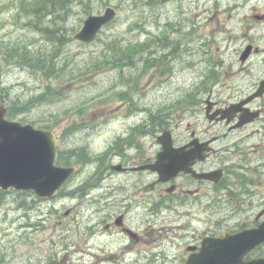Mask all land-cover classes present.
I'll return each instance as SVG.
<instances>
[{"label":"rangeland","instance_id":"rangeland-1","mask_svg":"<svg viewBox=\"0 0 264 264\" xmlns=\"http://www.w3.org/2000/svg\"><path fill=\"white\" fill-rule=\"evenodd\" d=\"M21 1L24 2L23 5L19 0H0V103L7 107L14 102L22 103L44 92L48 87L52 88L53 92L50 96L52 100L38 103L29 112L19 113L15 120L33 124L37 128H42L48 120L54 121L58 133L62 136V149L66 151L81 146L79 143L83 141L85 134L77 133L69 138L65 129L72 122L78 123L83 119L91 123L99 122L92 129V142L97 150L105 149L109 140H113L124 128L120 109L128 102L132 107L138 108H143L144 104L149 103L154 105V108L165 104L173 107L169 115L172 117L170 125L186 126L188 121L194 123L193 125H210L205 122L203 113L200 117H193L195 106L191 108L189 104L185 108L179 101H185L180 98L184 90L189 91L202 77L204 81L210 74V63L205 59L195 67H189L184 62V59L193 58L201 42L207 43L206 49L209 53L208 56L205 55L206 59L211 56L212 51L223 56L225 61L229 55L228 49H218V46H225L227 41L224 39L226 34L217 30L210 20L214 8L212 0H201L197 5L194 0H184L183 7L187 13L182 12L177 4L169 7L160 5L157 8L162 28H165L163 25L168 19L175 23L180 22L185 31L195 26L201 39L198 38L192 44L190 53L182 51L177 58L179 67L168 77L162 75L157 68L147 69L143 75L140 73L144 64L143 56L147 54L146 50L143 51V56L135 57V67L137 66L138 71L133 75L135 78L130 85L117 84L124 73L121 69L107 67L99 70L96 68V62L100 59L106 60L105 55L110 51H107L108 46L112 48L115 45L145 41L148 35H154L149 33L150 31L159 30L158 26L151 23L154 6L148 2L154 0H80L72 2L71 9L56 10L41 20L36 15H27L24 11L33 4V0ZM108 6L116 8L117 16L113 22L101 29L97 39L91 43L75 40L74 35L81 29L84 20L90 15L103 13ZM253 8L259 13H264V0L254 1L231 12V19L228 22L223 20L225 33L240 25L243 15L253 12ZM195 12L200 15L198 20L194 19ZM228 14L226 13L225 17ZM161 27L160 33H163ZM259 27L264 33V24ZM170 35L182 42L186 39ZM213 36L217 37L218 41L213 40ZM234 44L238 45L240 41L237 40ZM13 46L30 48L36 56L45 58L47 65L51 67L35 70L28 65L7 61L3 52L7 47ZM150 47L154 51L161 48L153 44ZM133 88L135 91H132ZM122 89H129L132 102L135 103L134 99H137V103L133 104L130 98L127 102L121 101L117 92ZM193 91L184 99L194 98L196 92L195 89ZM81 168L62 187V192L73 190L72 188H77L88 180L90 167L83 172ZM128 178L126 177L127 180ZM112 179L117 182L119 178L115 175ZM130 191L134 193L135 199L143 197L139 192L135 193V188ZM206 193L212 194L210 191ZM153 195L159 197L157 193ZM121 196L122 193L116 192L112 199ZM202 199L211 200L207 196H202ZM227 199L232 205H239L240 209L228 206L229 202H224L225 208H219L216 212L197 208L196 219L173 213L167 208L165 210L159 205H156L158 212H152L146 205L136 206L126 213L127 221L143 236L138 243L140 245H135L133 241L124 245L128 237H104L98 230V222L123 212L121 204L107 205L101 211L91 212L88 198L79 194L74 197L56 196L53 200L40 201L31 191L11 189L2 194L0 202V264H185L190 254L187 249L189 244L200 243L206 235H220L227 230L240 229L241 225L254 218L264 207L258 206L260 198H246L240 195L238 201ZM244 200L251 202L243 204ZM21 202L24 207L18 209ZM68 207L73 208L74 213L71 216L65 215ZM52 208H57V212L49 214ZM26 213L30 216H25ZM91 227H95L96 232L92 238H88ZM73 241L77 245L70 248L69 245ZM103 246L111 250L116 249L117 257L109 259V253L101 252ZM121 248L126 249L125 255L118 251ZM253 256H264V245L260 246Z\"/></svg>","mask_w":264,"mask_h":264},{"label":"flooded vegetation","instance_id":"flooded-vegetation-1","mask_svg":"<svg viewBox=\"0 0 264 264\" xmlns=\"http://www.w3.org/2000/svg\"><path fill=\"white\" fill-rule=\"evenodd\" d=\"M171 1L178 0H168ZM254 1L257 0H212L215 14L211 22L217 30L226 34L227 44L222 48L228 49L229 55L226 61L223 56L216 60L210 87L206 88L207 85L202 84L196 91L197 104L193 117H200L203 113L205 122L210 125H193L188 121L186 126L167 123L164 127H156L152 114H144L142 125H136L133 123L137 118L127 111L129 104H124L121 108L126 110L123 117H127V125H124V130L118 134L115 142L110 140L103 151H96L90 137L83 155H75L70 150V155L78 160L99 154L95 159L100 164L101 160L104 162L100 171L88 179L95 184L84 195L90 202L91 212L101 211L111 204H121V208L127 209L126 213L136 206L148 207L155 201L153 193L159 196L163 209L188 215L190 219H196L197 208L209 209L211 212L224 209L225 198L234 199L241 195L264 200V33L259 27L264 24V13L253 8V12L244 14L241 24L232 27L229 33H225L223 22L231 19V12ZM226 13L229 14L225 17ZM194 17L198 20L200 15L195 12ZM197 35L199 32L196 31ZM215 40L218 41V38ZM237 40L240 41L238 45L234 44ZM223 115L226 118L222 119ZM228 117H231L230 121ZM161 128L169 136L165 139V135L159 142L160 134L157 133ZM192 142L194 145H191ZM195 146H203L207 150L202 153L204 159H196L191 164L192 170L197 173L215 172L212 179L185 171L163 178L151 168L164 148L169 149V156L173 157L182 153L180 148L186 147L184 150L189 152ZM110 170H117V173L111 174ZM115 175L119 178L117 182L112 179ZM126 177H129L128 180ZM132 188L143 197L135 199L134 193L130 191ZM116 192L122 193V196L112 199ZM202 196L210 197L211 200L204 201ZM261 201L258 206H264V201ZM231 205L230 201L228 206ZM23 206L20 204V207ZM55 209L50 213H56ZM73 213L70 207L65 215L71 216ZM126 213H119L123 215V221L116 220L119 215L112 221V215L106 221L98 222V225L103 227V233L128 237L125 245L130 241L140 245L138 243L143 234L126 222ZM263 219L264 207L253 219L247 220L246 224L249 225L244 227L256 226ZM95 232V227L89 228L88 238H92ZM52 244L51 241V250ZM74 245L73 242L69 247L73 248ZM109 250L107 247L102 249L103 252ZM118 251H122L123 255L127 252L122 248ZM116 257L117 251L108 255L109 259Z\"/></svg>","mask_w":264,"mask_h":264},{"label":"water","instance_id":"water-1","mask_svg":"<svg viewBox=\"0 0 264 264\" xmlns=\"http://www.w3.org/2000/svg\"><path fill=\"white\" fill-rule=\"evenodd\" d=\"M114 8L102 15H91L75 38L92 42L100 29L112 21ZM6 108L0 105V187L35 190L43 197H51L71 175L73 168L54 164L57 140L53 131L36 129L5 118ZM194 143V142H193ZM203 146H195L190 153L169 156V149L159 155L154 165L163 176L179 170H189L196 158L203 159ZM211 174H201L208 177ZM264 243V222L257 228L246 229L222 238H207L200 253L192 254L186 264H264V257L245 260L246 255Z\"/></svg>","mask_w":264,"mask_h":264},{"label":"trees","instance_id":"trees-1","mask_svg":"<svg viewBox=\"0 0 264 264\" xmlns=\"http://www.w3.org/2000/svg\"><path fill=\"white\" fill-rule=\"evenodd\" d=\"M78 1L80 0H33V4L32 5L30 4V7H27V10L24 9V11L27 13V15L29 14L36 15L41 20L56 10L58 11V10L71 9L72 8L71 3ZM23 4L24 2L22 1L21 5ZM147 45H148V41L144 43L141 42V43H137V45H129L127 50H132L133 52H135L139 47L141 48L145 47L147 49ZM29 49L28 47L25 48L21 46L7 47L6 50L3 52V57L7 61L28 65L33 69L37 68L44 70L45 67L47 68L51 67V65H47V60L45 58L36 56L35 53H32V51H30ZM109 50L112 51V54L108 55L106 57V60L103 59L97 60L96 62L97 69L105 68V66L114 67V65L115 66L117 65L118 63L117 59H119L121 55L127 57V55H125L128 53L127 50L122 49L121 46L112 47L109 48ZM52 92L53 89L49 88L44 93L34 95L32 98L28 99L25 102L16 103V104L15 102L12 103L8 107V116L14 118L21 112L29 111L36 104L50 100V96H52ZM0 97H2L1 93H0ZM55 125L56 124L54 122L50 121L45 123L43 127L52 129Z\"/></svg>","mask_w":264,"mask_h":264},{"label":"bare ground","instance_id":"bare-ground-1","mask_svg":"<svg viewBox=\"0 0 264 264\" xmlns=\"http://www.w3.org/2000/svg\"><path fill=\"white\" fill-rule=\"evenodd\" d=\"M6 233V232H5ZM8 239V238H7Z\"/></svg>","mask_w":264,"mask_h":264}]
</instances>
